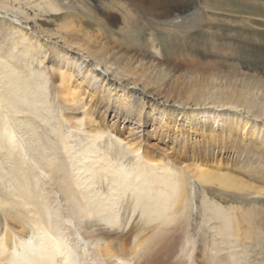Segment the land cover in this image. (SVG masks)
<instances>
[{"label":"bare ground","instance_id":"6f19581e","mask_svg":"<svg viewBox=\"0 0 264 264\" xmlns=\"http://www.w3.org/2000/svg\"><path fill=\"white\" fill-rule=\"evenodd\" d=\"M94 1L113 6L121 0ZM126 1L159 19L173 21L180 12L167 0ZM44 8L57 11L47 0ZM100 9L108 23L119 21ZM0 12L20 24L0 22V38L10 37L0 46V264H264V124H257L264 121V85L254 88L259 94L249 92L252 87L192 94L194 107L210 110L201 123L212 126L211 134L213 124L229 135L253 128L252 145L225 148L235 156L234 167L210 156L191 163L157 159L93 121V98L85 103L82 85L96 94L94 108L103 116L112 112L114 123L135 121L139 129L149 102L163 116H191L149 91L146 78L106 61L100 48L43 36L23 10L7 2H0ZM263 18L252 20L264 24ZM123 30L107 29L131 43ZM59 44L64 50L49 66H56L58 83L51 87L47 67L32 53L45 59ZM158 45L147 52L157 53ZM219 109L229 113L211 119Z\"/></svg>","mask_w":264,"mask_h":264},{"label":"rangeland","instance_id":"374dc122","mask_svg":"<svg viewBox=\"0 0 264 264\" xmlns=\"http://www.w3.org/2000/svg\"><path fill=\"white\" fill-rule=\"evenodd\" d=\"M44 1L46 0H0L23 10L35 22L37 30L44 33L43 36L51 35L67 40L74 38L79 44L82 41L87 43L85 45L92 48L91 51L100 48V52L107 53H104L106 61L120 66L126 72L130 70L134 73V78H142V81L146 78L147 83H150L149 91L156 93L163 100H168L169 104L176 103L180 112L191 116L189 120L181 114L179 116L175 114L173 117L165 113L163 116L161 112L153 110L150 102L146 103L150 98H145L146 104L142 112L144 126L137 129L135 121L119 120L114 123L112 112H109L108 116L104 114V117L94 108L96 94L83 84L81 90L85 92V103L93 98L88 105L89 109L95 111L91 113V118L112 132L118 131L124 141L123 144L140 143L139 152H148L157 159L169 157L191 163V160L198 157L208 159L207 156H210L208 160L229 167L235 165L233 159L235 156L232 154L229 156L225 149L229 144L238 142L237 144L252 145L254 138L251 139L249 135L253 128L249 125L237 128L232 135L221 134L219 127L215 128L217 124H213L214 134L210 132L211 124L208 123L210 129L202 127L201 122L206 117V112L210 110L206 109L207 107L205 109L194 107L193 98L198 92L210 95L221 91H247L249 87H252L249 92L259 94L255 89L264 85V24L252 19L264 17V0H167V6L180 7V12L173 21L150 16L126 0H121L113 6L106 3L105 7L95 5L94 0H47L57 9L54 12L44 8ZM100 8L115 14L119 21L115 24L108 23ZM0 22L19 24L12 14L2 12ZM70 26L71 28L67 30ZM109 27L110 29L123 27V31H126L125 36H129L132 42L122 43L124 35L112 36L113 34L107 31ZM26 28L31 32L32 23L27 24ZM71 30L79 31L74 34ZM88 37H91L92 41ZM9 39V36L0 38V46ZM155 42L159 43L158 52L155 54L147 52ZM55 47L56 52L48 53L45 59L36 50L32 53L39 60H43V65L47 67L46 74L51 87L57 85L58 80L56 77L54 79L56 66L50 68V63L57 64L59 61L56 57L57 50H64L61 44ZM65 51L68 52L66 49ZM70 54L74 56V52L69 50L68 55ZM36 65L35 62L34 68ZM73 81L76 84L77 80ZM80 82L81 80L77 81ZM140 89L137 87V91ZM129 90L126 89L125 92ZM116 93L121 95L123 92ZM159 105L161 110L163 108L161 101ZM216 113L214 116L209 114L210 118L218 115L216 119L221 117L224 119L229 111L219 109ZM235 115L248 121L243 114ZM228 117L227 119L231 118ZM257 124L262 125L264 121L260 119ZM222 146H225L223 150Z\"/></svg>","mask_w":264,"mask_h":264}]
</instances>
